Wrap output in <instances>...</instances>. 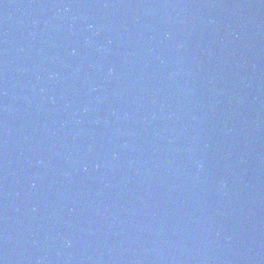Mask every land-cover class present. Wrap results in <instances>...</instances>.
<instances>
[{
	"label": "water",
	"instance_id": "1",
	"mask_svg": "<svg viewBox=\"0 0 264 264\" xmlns=\"http://www.w3.org/2000/svg\"><path fill=\"white\" fill-rule=\"evenodd\" d=\"M0 264H264V0H0Z\"/></svg>",
	"mask_w": 264,
	"mask_h": 264
}]
</instances>
